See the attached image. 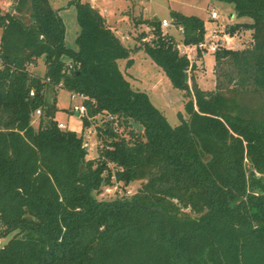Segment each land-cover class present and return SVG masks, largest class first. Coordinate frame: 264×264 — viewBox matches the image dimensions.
I'll list each match as a JSON object with an SVG mask.
<instances>
[{"label":"trees","instance_id":"obj_1","mask_svg":"<svg viewBox=\"0 0 264 264\" xmlns=\"http://www.w3.org/2000/svg\"><path fill=\"white\" fill-rule=\"evenodd\" d=\"M13 1V11L0 8V237L12 235L0 264H264V105L241 99H264V0H219L252 19L226 31L247 28L252 39L213 53L212 91L198 86L158 18L143 20L153 39L130 47L90 1L71 0L79 25L71 48L51 0ZM171 15L185 44L204 39L200 16ZM137 49L183 91L179 124L120 69ZM41 57L43 75L29 69ZM58 86L85 94L90 117L107 112L121 123L123 132L105 118L96 126L98 157L87 158L82 133L58 127ZM113 178L142 182L130 197L99 200L94 192Z\"/></svg>","mask_w":264,"mask_h":264},{"label":"rangeland","instance_id":"obj_2","mask_svg":"<svg viewBox=\"0 0 264 264\" xmlns=\"http://www.w3.org/2000/svg\"><path fill=\"white\" fill-rule=\"evenodd\" d=\"M71 0H51L55 8L59 9L66 27V45L71 48H76L75 39L79 31V25L76 18L75 5L70 4ZM90 1L91 4H95L102 11L108 9L109 22L118 21V34L121 36H127V45L130 47L139 46L145 41L153 39L152 31L147 24L143 23L146 17L154 18H167L171 21V12L173 9L181 10L186 14H198L204 20L205 35H209L210 31L214 28L224 30L225 26L233 24L238 17L235 14V8L232 3H227L219 0H83ZM13 0H0V8L5 10L6 8L12 9ZM216 10L219 13V18L213 20L210 17L212 10ZM233 15V16H232ZM28 21V18H25ZM240 19V18H239ZM248 21H252L250 17H247ZM242 21V20H241ZM165 34H169L166 29H163ZM169 31L174 35L173 37L177 42H182L183 34L179 32L177 26H171ZM147 34L142 38L141 33ZM2 30L0 29V36ZM227 36H232L230 46L242 48L248 47L251 44V31L250 29L243 28L237 30L232 35L226 33ZM126 43V42H125ZM181 51V50H180ZM191 54V62L197 63V67L189 73L194 77L198 86L204 90H215L216 88V71H215V58L214 54L204 51L203 55H198L196 50H189ZM182 53V51H181ZM131 58L133 63L127 66L126 59H120L118 61L120 69L126 74L129 80L132 82L136 89L146 91L151 101L165 114L171 125L175 126L180 123L178 117L179 112H185V98L182 90L175 88L164 70L157 65L154 60L145 52L144 49H137L132 52ZM43 59V58H42ZM38 59L40 66H29L31 71H36L38 74H42L43 61ZM228 66L225 65V68ZM189 84L192 85L193 78L189 77ZM57 105L59 111L56 114V118L68 124L69 129L79 128L82 122V118L71 112V92L67 89L59 88L57 91ZM54 97L53 92L46 94L48 101H52ZM185 99V100H184ZM251 108L260 110L264 105V99L260 95L247 94L241 98ZM79 102V100H77ZM105 117L102 115L93 119L95 126L102 123V119ZM40 121L39 115H34L33 125L37 127ZM90 127V126H88ZM78 130V129H77ZM85 130V129H83ZM87 137L84 138L86 140ZM93 140V142H92ZM93 148L87 151V158H96L99 156V150L102 147L101 139L96 136H92L88 139ZM140 180L131 182L129 187L131 194L124 193L125 197L133 195L141 185ZM105 187V186H104ZM95 196L99 200H113L117 196H122L123 193L115 194V192L106 193L104 188L100 192H94ZM190 212V209H184ZM192 215L195 213L190 212ZM8 237H0V247L3 246Z\"/></svg>","mask_w":264,"mask_h":264},{"label":"built area","instance_id":"obj_3","mask_svg":"<svg viewBox=\"0 0 264 264\" xmlns=\"http://www.w3.org/2000/svg\"><path fill=\"white\" fill-rule=\"evenodd\" d=\"M96 1V0H93ZM210 17L213 20H217L219 18V13L216 10H212L210 13ZM177 28L179 30V32H181L182 34L184 33V29L183 26H181L180 24H176ZM161 26L163 29L168 28L170 26H174V24L169 21L167 18H163L161 19ZM227 31H226V26L224 28V30H220V29H212L209 33V35H205L204 39L200 42H198L197 44H185L183 41L182 42H178L177 44V48L179 49L181 54H185L188 56V58L191 60V54L189 52V50H202L210 52V53H214L216 52L219 48H229L230 47V42L232 41V36H227L226 35ZM74 63L72 61H68L67 66L68 69L71 70L74 68ZM59 88V86H58ZM31 95H34V90L31 91ZM87 96L83 93L80 92H71V100H72V104H71V112L77 114L79 117L83 118H87L88 120H90L91 125L90 127L85 128V130H83L81 133L83 134V138L87 137L86 140H83V146L86 148L87 151L92 150L93 148V143L91 144L88 139L91 138L92 136H96L98 134L97 129H96V124H94L93 119L97 118L98 116L102 115L99 114L95 117H90L88 115V110H87V106L85 103ZM77 100H79V102H77ZM41 114V109H37L36 112L34 113V115H40ZM103 116L105 117L106 120H110L113 121V125H114V129L118 132H123V127L121 125V123L117 120V118L111 114V113H103ZM58 127L61 129H69V127L64 124L63 122H59L58 121ZM93 142V140H92ZM105 186V187H104ZM102 188H104V191L106 193H111V192H115V194L118 195V193H123L122 196H117L118 197H125L124 193L126 192L127 194H131V189L129 187V184L126 185L124 182L122 181H118L115 178H113V181L111 184H105L102 186ZM101 191V190H100ZM99 191V192H100ZM132 196V195H131Z\"/></svg>","mask_w":264,"mask_h":264},{"label":"crops","instance_id":"obj_4","mask_svg":"<svg viewBox=\"0 0 264 264\" xmlns=\"http://www.w3.org/2000/svg\"><path fill=\"white\" fill-rule=\"evenodd\" d=\"M92 6H94V7H96V8H98L95 4L93 5L92 4ZM99 10H100V12L103 14V15H105L106 16V18H108L109 17V13H108V9H106L105 11H102L100 8H98ZM173 10H175V11H179V12H182L181 10H177V9H173ZM60 13V12H59ZM182 13H184V12H182ZM184 14H186V13H184ZM235 14H236V12H235ZM187 15H191V14H187ZM196 15H198V14H196ZM199 16V15H198ZM233 16V15H232ZM237 16V15H236ZM144 17L145 18H154V17H152V16H150V17H146L145 15H144ZM238 17V16H237ZM159 20H161V19H163V18H159V17H157ZM202 18V17H201ZM242 20V21H241ZM107 22L109 23V25L111 26V28H112V30L120 37V39L127 45V40H125V39H127L128 37L125 35H123V36H121V35H119L118 34V27H117V25H118V21L117 22H115V23H113V22H109L108 20H107ZM171 22L174 24V26H177V25H175V22H174V19L173 18H171ZM236 22H251V21H248L247 20V17H240V19H239V17H238V19L237 20H235L234 21V23H236ZM149 27V26H148ZM171 27V26H170ZM170 27H168V28H165L168 32H169V34L170 35H172V36H174L170 31H169V28ZM251 31V30H250ZM0 39H1V36H0ZM229 48H232V49H237V47H232V46H230ZM243 48V47H242ZM43 57H41V59H42ZM44 59V58H43ZM42 59V60H43ZM38 62V61H37ZM215 65V64H214ZM30 66H35V67H38V66H40V64H38V63H33V64H31ZM45 68H46V66H45V63H44V61H43V70H42V75L44 74V72H45ZM33 72H36V71H33ZM129 79V78H128ZM131 82V81H130ZM132 83V82H131ZM133 85V84H132ZM134 87V86H133ZM135 88V87H134ZM57 95V94H56ZM149 95V94H148ZM150 97V96H149ZM77 115V114H76ZM78 116V115H77ZM57 119V118H56ZM57 121H59V122H63V121H61V120H58L57 119ZM64 124H66L67 126H68V124L67 123H65V122H63ZM78 129V130H77ZM71 130H75V131H77L78 133H81L82 131H83V121L81 122V124H80V127L79 128H73V129H71Z\"/></svg>","mask_w":264,"mask_h":264},{"label":"water","instance_id":"obj_5","mask_svg":"<svg viewBox=\"0 0 264 264\" xmlns=\"http://www.w3.org/2000/svg\"><path fill=\"white\" fill-rule=\"evenodd\" d=\"M177 23L175 22V25ZM197 67V63L196 62H193L191 68L192 69H195ZM187 80H189V74L187 75ZM132 125L134 128L138 129V130H143V126L139 123H137L136 121H131ZM254 174H257L254 170H251L250 172V175H254Z\"/></svg>","mask_w":264,"mask_h":264}]
</instances>
